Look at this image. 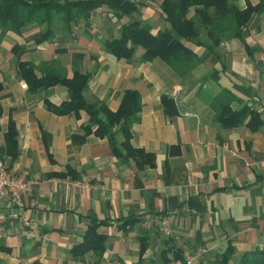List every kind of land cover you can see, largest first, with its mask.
<instances>
[{"label": "crops", "instance_id": "0c3cea01", "mask_svg": "<svg viewBox=\"0 0 264 264\" xmlns=\"http://www.w3.org/2000/svg\"><path fill=\"white\" fill-rule=\"evenodd\" d=\"M135 1L140 13L119 15L102 6L72 33L60 31L53 40L42 37L44 26L4 35L0 28V151L12 118L20 156L12 165L2 157L13 174L35 180L19 202L0 199V245L7 247L0 250V264H214L230 243L235 262L263 246L264 12L242 37L223 39L212 49L189 43L201 61L183 79L161 58L144 60L142 46L132 59L104 49V41L120 36L133 19L152 24L153 33L169 26L161 0ZM231 1L245 8L260 0ZM20 61H57L69 76L76 68L92 73L86 97L112 110L127 90L139 91L142 111L132 143L155 154L154 166L140 168L115 155L96 126L85 129L86 112L48 110L43 99L60 104L69 99L68 90L29 93ZM177 85L182 89L173 97ZM164 95L175 100L176 114L167 112ZM228 101L233 110L249 106L258 112L260 125H248L250 115L243 124L223 127L218 109ZM68 166L73 172L59 176ZM165 216L169 236L159 230ZM132 217L139 220L119 228ZM97 221L109 222L98 229L110 238L102 257L92 251L73 256V246ZM143 242L148 247L141 255Z\"/></svg>", "mask_w": 264, "mask_h": 264}, {"label": "trees", "instance_id": "16d2710c", "mask_svg": "<svg viewBox=\"0 0 264 264\" xmlns=\"http://www.w3.org/2000/svg\"><path fill=\"white\" fill-rule=\"evenodd\" d=\"M102 6H107L119 15H134L140 13V3L135 0H0V28L2 34L9 31L20 33L30 26H44L41 34L45 40H53L56 23L62 24V31L72 33L79 23L88 20L93 12ZM163 19L169 23L157 33L152 32V24L141 19H133L123 26L118 37L104 41V49L119 59H132L138 46L145 49L144 60L163 59L177 74L184 79H190L193 68L201 61L189 43L195 42L206 48H214L223 39L242 37L256 17L264 12V0L253 4L247 2L245 8H240L231 0H161L159 3ZM185 40V42L183 41ZM21 77L28 84L29 93L36 94L47 91L55 86H63L68 90L69 99L60 104L53 103L48 97L43 99L45 107L59 115L74 114L80 116L86 112L89 122L85 129L90 132L91 126H96V133L106 137L112 146L113 153L122 159H133L143 168L154 166L155 154L144 148L133 145V125L140 120L142 98L137 90H127L122 98L120 107L112 110L105 101L94 99L90 101L85 94V88L92 77V73L74 70L72 76L67 75L65 68L57 61L42 62L38 65L30 61H20ZM3 85L0 82V92ZM223 97V93L221 94ZM167 112L176 114L177 104L173 98L163 96ZM3 108L0 101V116ZM251 115L248 125L259 126V113L249 106L236 111L228 102H224L218 109L217 120L223 127H234L243 124L247 116ZM254 126V125H253ZM1 130V128H0ZM5 146L0 151V157L5 154L12 165L20 156L18 130L11 118L7 130L4 132ZM53 160V157H51ZM9 165V167H10ZM72 173L67 167L65 175ZM132 217L124 220L119 228L126 229L138 221ZM108 221H97L88 226L84 239L71 249L73 256L94 252L102 257L107 249L109 236L98 231ZM148 247L147 242L141 244V255ZM0 250H7L0 245ZM235 246L228 247L217 255L214 264H264V242L262 247L244 252L235 262ZM176 253L174 259L179 257ZM165 259V263L170 262Z\"/></svg>", "mask_w": 264, "mask_h": 264}, {"label": "built area", "instance_id": "2783aa9c", "mask_svg": "<svg viewBox=\"0 0 264 264\" xmlns=\"http://www.w3.org/2000/svg\"><path fill=\"white\" fill-rule=\"evenodd\" d=\"M182 87L177 85L173 88V97L181 91ZM35 180L24 176L13 174L9 165L0 157V199L9 200L13 203L19 202L29 192ZM159 230L165 235L172 234L171 223L168 217L159 220Z\"/></svg>", "mask_w": 264, "mask_h": 264}, {"label": "rangeland", "instance_id": "374dc122", "mask_svg": "<svg viewBox=\"0 0 264 264\" xmlns=\"http://www.w3.org/2000/svg\"><path fill=\"white\" fill-rule=\"evenodd\" d=\"M56 26L58 27V29L57 30H54V32L55 33H58V32H60V31H62L63 29H62V24H58V23H56ZM62 29V30H61ZM184 79V78H183Z\"/></svg>", "mask_w": 264, "mask_h": 264}]
</instances>
